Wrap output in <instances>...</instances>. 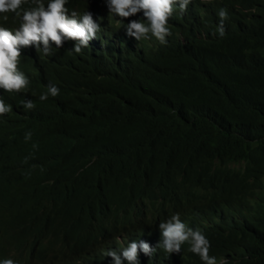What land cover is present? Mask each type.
I'll use <instances>...</instances> for the list:
<instances>
[{"label":"trees","instance_id":"trees-1","mask_svg":"<svg viewBox=\"0 0 264 264\" xmlns=\"http://www.w3.org/2000/svg\"><path fill=\"white\" fill-rule=\"evenodd\" d=\"M103 3L68 0L100 26L89 47L75 53V41L65 40L51 56L24 54L27 91L0 88L12 106V115L0 116V139L19 145L13 157L22 177L24 158L37 159L36 151L39 182L48 174L59 138L70 151L91 139L118 158L148 159L129 175L143 187L166 185L178 207L190 204L186 213L203 228L217 264H264V0H191L183 13L176 6L166 44L126 34L130 21L146 19L143 11L122 21ZM221 8L228 13L222 38L214 34ZM7 15L0 26L14 29L19 18ZM49 85L59 95L41 101ZM25 99L33 110L23 109ZM186 253L166 264H203Z\"/></svg>","mask_w":264,"mask_h":264},{"label":"clouds","instance_id":"clouds-1","mask_svg":"<svg viewBox=\"0 0 264 264\" xmlns=\"http://www.w3.org/2000/svg\"><path fill=\"white\" fill-rule=\"evenodd\" d=\"M47 1V0H46ZM99 1V0H98ZM31 2V7L24 5ZM106 14L120 20L141 11L145 20H132L126 34L137 41L154 37L167 43L168 20L179 7L187 10L191 0H102ZM19 18L14 29L0 26V88L7 93H25L30 80L23 72L24 54L53 55L65 40L75 41L72 51L80 53L97 37L100 26L92 14L82 16L68 7V0H0V14ZM214 34L225 35L227 10L218 12ZM146 21V22H142ZM49 85L39 96L46 101L59 95ZM25 110L35 104L25 99ZM12 106L0 99V116L12 115ZM3 117V118H4ZM32 132L25 133V142ZM58 150L48 174L39 182L43 154L26 156V178L13 157L19 146L10 138L0 139V218L2 259L0 264H166L186 252L199 256L203 264H217L210 256V242L201 226L192 224L186 208L178 207L165 194V186L143 187L129 175L148 159L132 154L118 158L91 139L81 150L70 151L67 140L59 138ZM33 150L38 145L32 144ZM85 149L90 151L86 155ZM39 185V187H38ZM38 189V193L36 190ZM188 244V250L183 245Z\"/></svg>","mask_w":264,"mask_h":264}]
</instances>
